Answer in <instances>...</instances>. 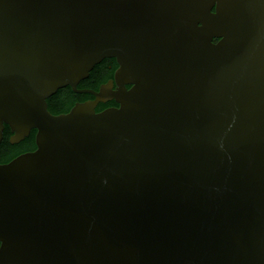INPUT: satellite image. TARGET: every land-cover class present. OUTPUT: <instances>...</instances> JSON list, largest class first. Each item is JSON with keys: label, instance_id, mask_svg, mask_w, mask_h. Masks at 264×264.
Returning a JSON list of instances; mask_svg holds the SVG:
<instances>
[{"label": "water", "instance_id": "95a60500", "mask_svg": "<svg viewBox=\"0 0 264 264\" xmlns=\"http://www.w3.org/2000/svg\"><path fill=\"white\" fill-rule=\"evenodd\" d=\"M5 125L0 264H264V0H0Z\"/></svg>", "mask_w": 264, "mask_h": 264}, {"label": "flooded vegetation", "instance_id": "af4514ba", "mask_svg": "<svg viewBox=\"0 0 264 264\" xmlns=\"http://www.w3.org/2000/svg\"><path fill=\"white\" fill-rule=\"evenodd\" d=\"M214 9H212L213 11ZM218 39L213 38V41L216 42ZM118 67V64L115 60V58L112 57H106L103 58L99 63L95 64L93 68L89 71L88 76L82 80H80L76 84L75 90H91L92 92L97 91L99 89V86L102 84H106L110 79L114 77V72L116 68ZM91 83V85L87 83ZM87 85H83V84ZM129 87V85H126ZM115 87V85H114ZM67 90H71L75 96V100L69 104L68 108L64 110L63 112H67L76 102H83L86 100H91L94 99V96L92 93L89 92H75L73 91L70 86H65L63 88L58 89V91L53 94L52 96H59ZM51 97V96H50ZM49 97V98H50ZM48 99V98H47ZM117 104L114 102V100H108L106 102H97L95 106V111H101L105 108L108 107H113L116 106ZM62 113V112H61ZM9 132V136L11 134L10 129L7 125L4 126V131H3V138L6 132ZM35 129H32L30 134L25 137L23 140L19 141L18 143L11 144L12 145V150L10 153L5 154L2 158H0V163H4L12 159L13 157L24 153L28 151H32L35 149V142H34V136H35ZM32 137V142L26 143L27 140H29ZM3 140V139H2ZM1 144L0 143V152H1ZM1 154V153H0Z\"/></svg>", "mask_w": 264, "mask_h": 264}, {"label": "trees", "instance_id": "16d2710c", "mask_svg": "<svg viewBox=\"0 0 264 264\" xmlns=\"http://www.w3.org/2000/svg\"><path fill=\"white\" fill-rule=\"evenodd\" d=\"M87 84L91 85L90 82ZM87 84L84 83L83 85H87ZM75 99L76 98L73 92L71 90H67V92L59 96H55V97L51 96L50 98H48L46 100L47 108L51 113L58 114L66 110L69 104L72 103ZM1 142L2 144H1L0 158H2L5 154L7 155V153H10L11 151H13L11 149L12 145L9 143V132L8 131L5 133L4 138ZM28 142H32V137L26 141V143Z\"/></svg>", "mask_w": 264, "mask_h": 264}]
</instances>
